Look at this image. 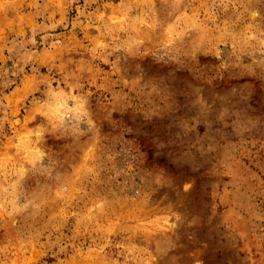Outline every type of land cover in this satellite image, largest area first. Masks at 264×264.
Wrapping results in <instances>:
<instances>
[{"label": "rangeland", "instance_id": "374dc122", "mask_svg": "<svg viewBox=\"0 0 264 264\" xmlns=\"http://www.w3.org/2000/svg\"><path fill=\"white\" fill-rule=\"evenodd\" d=\"M0 264H264V0H0Z\"/></svg>", "mask_w": 264, "mask_h": 264}]
</instances>
